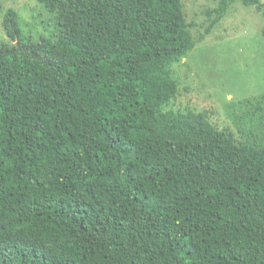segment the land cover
Here are the masks:
<instances>
[{
	"label": "trees",
	"instance_id": "trees-1",
	"mask_svg": "<svg viewBox=\"0 0 264 264\" xmlns=\"http://www.w3.org/2000/svg\"><path fill=\"white\" fill-rule=\"evenodd\" d=\"M36 1L51 36L2 24L0 264H264V141L162 111L195 45L180 0ZM235 2L264 15L220 0L211 25Z\"/></svg>",
	"mask_w": 264,
	"mask_h": 264
},
{
	"label": "rangeland",
	"instance_id": "rangeland-1",
	"mask_svg": "<svg viewBox=\"0 0 264 264\" xmlns=\"http://www.w3.org/2000/svg\"><path fill=\"white\" fill-rule=\"evenodd\" d=\"M180 2L195 45L172 65L178 92L162 111L204 112L215 128L231 131L236 141L263 142L264 106L246 101L264 95V15L235 2L211 25L220 0ZM8 10L18 14L22 37L36 41L52 35V16L36 0H0V43H10L2 26Z\"/></svg>",
	"mask_w": 264,
	"mask_h": 264
}]
</instances>
